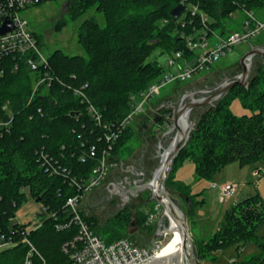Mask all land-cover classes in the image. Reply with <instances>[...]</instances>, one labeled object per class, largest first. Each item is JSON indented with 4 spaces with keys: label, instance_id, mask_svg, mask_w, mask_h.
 <instances>
[{
    "label": "trees",
    "instance_id": "16d2710c",
    "mask_svg": "<svg viewBox=\"0 0 264 264\" xmlns=\"http://www.w3.org/2000/svg\"><path fill=\"white\" fill-rule=\"evenodd\" d=\"M182 2L198 5L211 18V28L222 35L228 33L226 24L233 14L264 10V0H67L64 17L56 23L55 30L78 21L93 8L105 17V26L91 18L78 28V43L86 57L56 50L49 57L48 67L53 83L41 85L34 96V85L42 73L29 71L24 64L19 72H13L12 60H5L8 65L0 74V119L13 120L10 128L0 133V232L17 244L0 253V264L24 262L30 252L25 238L36 249L33 264H72L71 243L80 231L76 224L66 225L70 213L67 201L84 195L75 182L84 184L91 178L105 151L116 163L124 160L122 153L127 159L134 154V128L121 125L134 110L132 98H139L164 75L162 64L148 61L152 53L160 50L161 54L172 55L183 51L193 56L186 49L183 34L202 26L198 20L191 23L185 15L174 19L172 11ZM34 35L41 46V37ZM255 68L248 89L234 87L197 119L173 171L189 158L196 165L198 178L212 180L235 162L241 166L264 162V63ZM235 99L252 114H233L230 107ZM90 106L100 112V123L92 117ZM164 114L171 117L172 111ZM165 116L155 127L162 130ZM113 133L120 135L109 142L107 138ZM93 147L95 156L91 155ZM42 154L50 158L47 167L42 166ZM54 168L58 173H53ZM172 173L167 184L175 185L189 200L192 216L199 203L197 196L188 186L173 180ZM30 199L41 201L48 209L39 214L41 227L37 230H29L30 223L19 225L13 221ZM145 211L146 208L136 209L137 227L152 233L155 229L147 226ZM82 216L97 234L102 233L101 229L107 234L108 243L132 240L128 226L134 221V212L129 207L103 226L84 210ZM60 225L64 228L59 229ZM262 228L264 201L259 196L246 198L225 214L222 228L209 241L195 240L198 258L208 248L222 251L255 241L260 253L241 264H264V235L258 236Z\"/></svg>",
    "mask_w": 264,
    "mask_h": 264
},
{
    "label": "rangeland",
    "instance_id": "374dc122",
    "mask_svg": "<svg viewBox=\"0 0 264 264\" xmlns=\"http://www.w3.org/2000/svg\"><path fill=\"white\" fill-rule=\"evenodd\" d=\"M66 3L67 0H55L42 7L24 10L20 14L29 22L31 30L41 37V50L46 56H50L56 50L60 49L69 55L86 57L87 54L85 49L78 43V28L85 20L91 18H94L101 26H105V17L102 13L97 12V10L93 8L78 21L70 22L67 26L55 30L56 23L64 17ZM257 14L264 19V10ZM244 17L245 13L243 11L231 17L226 24L228 32L241 30ZM262 43H264V32L261 36L252 41L236 45L232 52L222 57L220 61L212 67L211 71L200 73L194 76L190 81L170 83L163 87L160 93L161 96H159L160 98L155 105H152L142 117L138 118L141 116L138 115L131 122L130 126L134 128L135 133V138L132 141V144L136 147L134 154L131 158L127 159L126 154L122 153L121 158L124 159L121 162L123 163L122 166H113V163L112 166L110 165L106 183L99 190L90 193L84 199L83 210L89 216L97 217L98 222L102 226L113 219L116 213L120 211L118 208L119 206L122 207L123 201L120 196L111 194L109 190L113 191L114 189L111 183L117 186L121 183L126 190H130V184L127 182H131V187L147 183L152 179V174L160 162V158L157 157L159 137H161L169 127H162L161 131L159 127H155V124L157 118L165 116L164 111H168L169 113V110H173L172 107L170 109H166L165 107L160 108L162 101H169L165 100L166 96L169 97H167V99H171L169 103H171L172 106L178 107L180 105V99L186 93L211 88L228 79L235 78L242 73V67L240 65L242 58L251 51L252 46H258ZM168 59L169 55L161 54L160 50H155L148 58V61H158L164 68H168L166 66ZM261 63H264V60H260L258 57L254 59L252 76L256 69V65ZM189 100L191 99H187L186 101ZM147 107L148 106L145 107V110ZM205 110L206 108L204 107L194 110L191 114L190 121L197 122L199 115ZM230 110L237 116L252 114L251 110L242 106L239 99L233 101ZM172 117L173 114L171 115V120ZM158 128L160 130H158ZM153 130L155 131L153 132ZM172 137L173 136H171V138ZM169 139L170 138L164 141L165 147L169 146V141H171ZM128 166L130 171H127ZM132 171L134 173H132ZM141 172H143L144 175H138ZM126 177L127 179L125 180ZM172 179L188 186L191 193L197 196L196 199L199 201V203L194 206L191 216L189 200L179 193L175 185L172 186L167 184V189L171 197L182 207L187 215L190 235L194 243L195 240L204 242L209 241L222 228L225 214L237 206L241 201L254 196H259L264 201L263 161L246 166H241L238 162H235L222 169L212 180H205L198 178L196 175V165L193 160L185 158L178 164L177 170L173 171ZM134 180L142 181L135 184ZM229 182L238 183L239 189L229 200L222 202L219 197V189L213 188V185L217 184L220 186ZM96 192H100L99 199L96 196ZM141 195H143L141 199L135 200V198H132L128 204H126L127 207H130V211L135 212L138 207L149 210L157 203L152 199L149 192L141 193ZM105 198L113 200L112 204H109L111 205L110 207H113L112 211L102 206L106 203L103 201ZM187 200L188 202H186ZM43 207L44 205L41 201L30 199L18 210L14 222L33 224L38 214L42 212ZM111 224H113V222H110V225ZM155 230L152 233L138 230L136 222L134 226H128V232H134L131 238L132 241L142 247L152 246ZM100 231L102 233H99V235L108 242L107 234L102 229ZM263 235L264 228L258 232L260 238ZM123 236H127V233ZM171 237L172 235L170 234L165 235L164 240H162L163 245L167 244ZM202 253L201 258H198L199 264H231L236 260L238 264H241L244 259L259 254L260 247L257 242L250 241L246 244L241 243L239 245L230 246L222 251H214L213 248H208Z\"/></svg>",
    "mask_w": 264,
    "mask_h": 264
},
{
    "label": "built area",
    "instance_id": "2783aa9c",
    "mask_svg": "<svg viewBox=\"0 0 264 264\" xmlns=\"http://www.w3.org/2000/svg\"><path fill=\"white\" fill-rule=\"evenodd\" d=\"M53 1L55 0H0V74L5 73V67L8 65L5 60L9 59L12 60L10 69L13 72H19L20 67L24 64L29 71L42 73L34 85L33 96L41 85L51 86L54 79L48 71L50 56H46L42 52L34 35L35 32L31 30L29 22L20 13L27 9L42 7V5ZM181 5L186 7L182 15L188 17L191 23L198 20L202 26L201 29H195L191 34H183L186 49L193 53V56L185 55L183 51L169 55L166 64L169 69L165 68L162 78L153 83L139 98H132L134 110L122 123V127L131 125L132 120L137 115L144 113L145 107L160 95L161 89L167 84L187 82L200 73L211 71L212 67L222 57L232 52L236 45L252 41L264 32V19L254 11H243L245 17L241 30L229 31L226 35H222L211 28V18L198 5H186L184 2ZM6 26L9 27V30L3 32ZM76 93L81 94L79 90ZM89 110L92 117L100 123L102 119L100 112L94 106H90ZM12 120L13 118L8 121L0 119L1 134L10 128ZM165 121V126L162 127H170L172 124L171 117L165 116ZM119 135L120 133H113L107 139L109 142L115 141ZM96 153V148H91V155L95 156ZM42 157V166L47 167L51 162L50 158L45 154H42ZM112 163L113 166L120 165V163L112 161L108 151H105L93 170L91 178L84 184L75 182L79 189H83L84 195L69 198L67 201L70 213L66 225L76 224L80 231L74 242L71 243L72 264H150L159 258L166 245H163L162 241H156L151 247H142L129 238L108 243L84 220L82 216L83 201L86 196L99 190L106 183ZM53 171V173H58L57 168H54ZM213 188L219 189L220 200L225 202L238 191L239 184L235 182L220 186L214 184ZM46 212L48 209L43 207L39 214ZM145 212L148 215L147 226L155 229L154 225L163 214L162 207L155 203L153 208L146 209ZM39 214L35 222L30 223L29 230H37L41 227ZM17 224L22 225L23 223ZM58 228L63 229L64 226L60 225ZM24 241L29 245L30 252L22 264H33L32 258L36 249L28 238H25ZM16 244L11 237L6 238L0 232V253L13 248Z\"/></svg>",
    "mask_w": 264,
    "mask_h": 264
},
{
    "label": "water",
    "instance_id": "95a60500",
    "mask_svg": "<svg viewBox=\"0 0 264 264\" xmlns=\"http://www.w3.org/2000/svg\"><path fill=\"white\" fill-rule=\"evenodd\" d=\"M185 10L186 7L180 5L172 11V16L177 20ZM7 29L9 30L8 26L3 29V32H6ZM259 56L264 57V45L252 46L251 51H249L240 62L242 67V73L240 75L211 88L186 93L180 99V105L178 107L172 106V124L168 130L159 137L157 157L160 158V162L149 182L134 187H131V182H127L130 184V190H126L121 183H119L118 186L111 183L114 189L113 191H109L112 195L120 196L123 201L122 207L118 205L119 210L123 209L131 198H137L144 192H149L152 199L162 207L163 214L157 223L152 245L156 241L164 240L165 235H172L175 231L180 234L178 239L168 247L164 257L157 258L150 264H199L196 246L190 235L187 215L182 207L171 197L167 189V182L173 171L176 160L188 145L191 135L196 128V122L190 121L192 112L202 107L206 108V110L215 107L218 102L223 100L229 92L238 85L248 89L252 77L254 59ZM187 99L191 100L186 101ZM200 116L201 114L199 117ZM171 136L173 137L171 138ZM168 138H170L169 140L171 141H169V146L165 147L164 141ZM122 164L123 163H121V166ZM127 171H130L129 166ZM132 173L134 172L132 171ZM142 174L144 175L143 172L138 175ZM126 179L127 177L125 180ZM140 181L142 180H134L135 184ZM134 225L135 221L131 223V227ZM133 233V231H130V235H133Z\"/></svg>",
    "mask_w": 264,
    "mask_h": 264
},
{
    "label": "crops",
    "instance_id": "0c3cea01",
    "mask_svg": "<svg viewBox=\"0 0 264 264\" xmlns=\"http://www.w3.org/2000/svg\"><path fill=\"white\" fill-rule=\"evenodd\" d=\"M260 45H264V43H262V44H260ZM159 96H161V95H159ZM157 97V98H155L152 102H151V104L150 105H148V107H147V109L144 111V113L150 108V107H152V105L154 106L155 105V103L159 100V98L160 97ZM167 97L168 96H166V98H165V100H169V101H162V103H161V106H160V108H171L172 107V104L171 103H169V102H171V99H167ZM169 98V97H168ZM144 113H142V114H139V115H141V116H139L138 118H140V117H142L143 116V114ZM138 116V115H137ZM159 120H160V117L159 118H157L156 119V123L157 122H159ZM158 130H160L159 128H158ZM121 165V164H120ZM160 218H161V216H160ZM160 218H159V220H160ZM158 220V221H159ZM158 221L156 222V225H155V229L157 228V223H158ZM156 231V230H155Z\"/></svg>",
    "mask_w": 264,
    "mask_h": 264
},
{
    "label": "flooded vegetation",
    "instance_id": "af4514ba",
    "mask_svg": "<svg viewBox=\"0 0 264 264\" xmlns=\"http://www.w3.org/2000/svg\"><path fill=\"white\" fill-rule=\"evenodd\" d=\"M96 196H97V198L99 199V197H100V192H96ZM142 196H143V195L140 194L137 198H135V200H139V199H141ZM131 199H132V198H131ZM131 199H130V200H131ZM103 201H105L106 203L103 204L102 206H103L104 208H106V209L108 208L109 211H112V210H113V209H112L113 207H110L111 205H109V204H112V201H113V200L110 199V198H105V199H103ZM125 208H127V206L124 207L123 209H125ZM129 208H130V207H129ZM123 209H121V210H123ZM121 210H120V211H121ZM120 211H119V212H120ZM116 215H117V213H116ZM134 216H135V218H134ZM134 216H133V219H134V221L136 222V220H135V219H136V211L134 212ZM137 229L140 230L139 227H137Z\"/></svg>",
    "mask_w": 264,
    "mask_h": 264
},
{
    "label": "bare ground",
    "instance_id": "6f19581e",
    "mask_svg": "<svg viewBox=\"0 0 264 264\" xmlns=\"http://www.w3.org/2000/svg\"><path fill=\"white\" fill-rule=\"evenodd\" d=\"M171 235V234H170ZM180 236V234L175 231L173 234H172V237L170 239V241L165 245L164 249L162 250V252L160 253L159 255V258H163L164 255L167 253V250H168V247L178 239V237Z\"/></svg>",
    "mask_w": 264,
    "mask_h": 264
}]
</instances>
